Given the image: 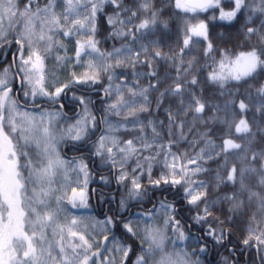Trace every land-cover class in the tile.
Segmentation results:
<instances>
[{"label": "snow or ice", "instance_id": "1", "mask_svg": "<svg viewBox=\"0 0 264 264\" xmlns=\"http://www.w3.org/2000/svg\"><path fill=\"white\" fill-rule=\"evenodd\" d=\"M227 2L233 5L229 10L222 7L224 0H175V8L183 13L185 33L180 56L199 44L200 37L208 39V24L204 20L190 22L201 14L219 10V16L213 15L211 19L228 22L245 10L249 13V20L253 16L257 19L264 17V0ZM106 6L112 7V14L107 16V24L112 28L109 36L124 40L131 38L130 43L119 48L113 46L111 51H101L100 41L95 39L96 20L98 15L105 14ZM159 12L155 0H131L127 6L125 0H0V48L12 44L18 46L12 63L0 68V264H127L132 254H135L133 264H201L198 253L207 251V244L201 241L212 239L220 243L225 238L224 221H218L210 211L215 208V202L208 195L211 185L207 181L193 179L209 171L203 167V162L205 157L215 158L211 153L216 148L220 151L215 156L224 157L223 167L227 176L218 170L215 187L232 185L231 192H225L220 199L231 206L229 211L233 214L241 209L254 208L243 244H255L257 249H264V227H260L264 223V152L253 151L249 158L250 140L242 144L229 138L217 145L208 138V132L201 134L199 141L204 147L186 163L178 161L187 153L177 155L171 151L179 140L185 139L183 128L187 121L182 114L187 117L191 113L196 120L209 107L207 101H202L189 90V86L199 83L198 79L195 76L191 80L184 79L196 65V58L188 61L187 67L179 59L173 85L160 93L162 97L171 94L181 98L175 112L167 110L166 134L174 137L167 145L161 142L164 135L162 121L147 120L145 123L140 119L141 114L149 112V89L158 90L163 81L147 88L139 87L138 81L135 87H129L126 81L113 85L114 75L108 74L124 67L126 62L133 68L137 63L149 66V60L142 61L141 55L169 58L160 51L150 52L143 43L139 44L140 51H133V45L146 38V30L157 25ZM144 13L148 16L139 24H133V20ZM245 35L257 37L256 44L234 58L225 50L218 62V70L209 73L208 79L223 86L233 80L246 82L247 79H255L258 70L264 71V20L259 27H246ZM61 36H87V39L76 41L74 59L75 66L86 67L89 71L79 77L75 72L71 73V79L66 83L61 82L57 72L65 69L73 57L58 54L66 52L65 45L57 39ZM212 51L213 45L209 42L204 55L210 56ZM85 57L89 59L85 60ZM51 59L55 60V65L49 68L45 61ZM171 59L176 62L178 57L173 55ZM212 59L215 62V58ZM106 74L108 86L105 94L108 97L115 95L117 99L105 109L101 122L106 127L96 141L95 155L106 157L114 167L119 164L117 183L125 186L128 202L141 201L147 196V186L141 184L145 177L153 189L181 186L188 205L197 209L191 217L193 223L203 225L211 218L217 224V227L209 226L204 230V237L197 241L200 244L198 248L189 250L190 246H182L192 234L190 231L185 233V225L177 219L178 209L166 199L157 201L147 212L130 213L127 218L105 216L94 223H83L76 218L68 220L67 224L59 222L62 218L67 219L65 214L69 205L72 208L87 206L85 189L90 173L82 158L79 161L75 157L63 158L58 145L67 138L77 142L86 140L95 128L96 117L88 109L90 101L80 97L78 101L83 105L82 113L78 114L80 118L63 127L61 121L67 120L63 105L49 110L37 107L35 102L43 98L56 104L73 86L97 84ZM149 75L156 77L154 71ZM257 95L261 101L258 110L264 112V85L257 89ZM29 102L32 107H28ZM238 107L243 113L249 105L240 100ZM235 115L232 113L231 122L225 118L224 122L229 126L225 135H232ZM112 117L119 119L113 121ZM128 125L132 126L131 129ZM173 128L179 132L174 133ZM121 129L125 133L135 131L139 135L122 140L115 135ZM235 133L251 136L247 119L242 117L235 122ZM230 153L241 161L240 167L233 165L227 169ZM160 157H163V170L158 178L153 179V167ZM130 161L135 167H131ZM72 176L76 179L73 180ZM250 176L257 177L255 184L249 181ZM101 179L106 180L105 177ZM73 184L76 187H72ZM70 187L72 195L69 197L67 189ZM201 204L204 205L202 209ZM120 208L127 210L125 198H121ZM81 225L83 230H80ZM114 228L123 229L121 238L116 236ZM92 233L103 235V241L95 240ZM123 236L137 241L138 253Z\"/></svg>", "mask_w": 264, "mask_h": 264}, {"label": "trees", "instance_id": "2", "mask_svg": "<svg viewBox=\"0 0 264 264\" xmlns=\"http://www.w3.org/2000/svg\"><path fill=\"white\" fill-rule=\"evenodd\" d=\"M130 3L131 0H125L126 6ZM223 4H225L228 9L233 7V5L228 3L227 0H224ZM155 5L156 8L160 10L157 25L150 30H146V38L138 40L136 46H133L136 51H140L139 44L143 43L149 47L150 52L160 51L168 55V59L152 57L151 55L147 57L141 55L140 59L142 61L148 59L149 64L152 62V64L156 67L154 71L156 73V77L153 79V83L157 84V81H163V83L158 85L160 88L159 90L163 92L166 88L173 85V78L177 75L176 66L178 65L179 59H182L184 61V67H187L188 61L195 57L197 63L192 69H190L189 74L184 76V79L191 80L192 77L195 76L199 83L195 86H189V90L198 93L197 96L200 97L202 101H207L209 104V107H206L205 109V116L203 117L209 118V125L211 124L212 127L208 138L212 139L214 144L219 145L223 143V139H226L225 136H227L225 133L228 132L227 129L229 128L228 124L225 123L224 120L226 118L231 122V118L233 117L232 113L236 114L235 118L237 120L242 118L243 113L240 112L238 106L239 101L244 100L245 103L249 105L247 110L252 134L251 136L246 134L243 136L242 134L243 137L241 136V139L238 138L239 142L246 144L249 140L251 141V151L248 152L249 158L251 157L253 151L257 153L264 152V112L258 110L261 107V101L260 97L257 95V85H255L256 78L247 79L246 82L243 80L239 82L233 80L227 82L223 86L208 79L210 73L209 71H213L218 67V62L225 50L230 57L234 58L238 52L242 50L248 51L256 44L257 37L253 36L248 38L245 35L246 27H259L262 20H264V17L257 19L256 16H253L252 20H249V13L245 10L242 14H238V17L235 20L228 22L221 21L219 19H211L213 15L217 17L219 16V10L201 14L196 19L190 20V22L197 23L199 20H204L208 24V39L204 40L203 37H200V43L194 48H192L190 43V48H192V50H186L184 54L180 56V49L184 47L183 40L185 39L182 22L183 13L181 10L175 8V0H155ZM147 16V13L141 14L140 18L136 19V21H140ZM252 21H255V23ZM104 39V44L106 43V45H108V49L120 43L117 38H109L107 36L105 38L104 35ZM152 41H155L156 43L153 44L151 43ZM209 42L213 45V51L210 56H205L204 52ZM7 47L8 45H5L0 48V54L6 50ZM173 55L178 57L176 62L171 59ZM213 57L215 58V62L212 59ZM214 65L216 66L214 67ZM3 66L4 65L0 63V68H3ZM147 67L148 66L137 63L133 68L126 62L124 67L115 69V71L120 74L119 77L118 75L116 76L114 81L119 84L127 79L126 82L130 83V79L132 80L131 84L134 85L133 82H137L138 77L140 76V78L144 77V80L142 81L148 84L146 75ZM134 73H140L141 75L137 76L134 75ZM140 81L141 80L138 82ZM139 85L141 86L142 84L139 83ZM180 99V97L167 94L164 95V104H176V106L179 107ZM217 108L219 110H217ZM194 132L196 134L194 135L195 151L198 153L200 148L204 147V145L199 143L201 139L199 130L195 128ZM231 132L233 133L232 129ZM219 151L220 149L216 148L215 151L211 153L215 158L208 159V161L204 162L206 166L203 165V167L209 169V171L207 173H201L199 180L207 181L209 185H211L208 189V195L209 199L215 202V208L210 209V211L212 212L213 217H216V215L219 214L217 216L218 221H224V235L226 230L229 229L231 231L229 236L230 240L234 241L236 239L244 245L243 240L248 235V220L250 219L254 208H249L246 211L241 209L239 212L233 214L229 211L231 206L227 202L221 201L220 197L223 196L225 192H231L232 185L228 184L225 186L222 184L219 188L215 187L217 182L216 173L218 170L221 172V175L225 177L227 176V171H225L223 167L224 157L215 156V153ZM228 160V170H230L233 165H236L237 167H240L241 165V161L231 153L228 155ZM254 166L259 167V164H255ZM256 179L257 177L254 176L249 177V181L253 184H255ZM177 196L179 199H181L182 196L185 197L182 193H180L179 187H177ZM220 208L223 209L221 212L218 210ZM88 212L94 213V210ZM190 213L193 215L196 214L194 211H190ZM183 217L185 218L184 215ZM229 217H231V219H229ZM257 219L259 220L260 218L257 217ZM253 227H256V225L253 224ZM260 227H264V223H262ZM198 230L204 232L205 227ZM258 230L259 229H257V231ZM115 234L118 238H121L123 234L122 228L116 229ZM123 239L133 246L136 253L139 252V248L136 247V240L130 236H123ZM211 243L213 244V242ZM251 251L253 256H249L247 258V264H264V250L258 249L256 252L253 249ZM134 255L135 254L131 255V259L127 262V264H133L132 259Z\"/></svg>", "mask_w": 264, "mask_h": 264}, {"label": "rangeland", "instance_id": "3", "mask_svg": "<svg viewBox=\"0 0 264 264\" xmlns=\"http://www.w3.org/2000/svg\"><path fill=\"white\" fill-rule=\"evenodd\" d=\"M225 6V7H224ZM222 7H224L225 10H229L228 7H226L225 4H222ZM112 14V7H108L106 6V12L103 15H98L97 20H96V24H97V35L95 37V39L100 41V44L98 45L99 48L101 49V51H111L113 47H111L110 49H108V45H106L105 39H104V35L105 38L106 36L110 38L109 33L112 31V28L107 24V16ZM123 18V17H121ZM140 21H136V19L133 20V24H138ZM129 28L132 27V25H128ZM139 35V34H138ZM112 38V37H111ZM57 39L60 40L61 43H63L65 45L66 48V52L65 51H60L58 54L63 56V55H68L69 57H73V59L71 61H69L68 66L63 69L62 71L57 72V75L60 77L61 82L62 83H66L69 79H71V73L75 72L76 75L79 77L82 74H84L85 72H88L89 69H87L86 67H77L75 66V51H76V41L79 40H83V39H87V36H72V37H57ZM119 39V46L116 44L115 47L119 48L121 47L123 44L125 43H130V39L128 40H124V39ZM134 47L136 46L133 45ZM138 49V48H137ZM133 51L136 52L135 48H133ZM242 51H247V50H242ZM240 51V52H242ZM240 52H238L237 54H239ZM4 54V51L0 54V56L2 57V55ZM25 55H27V53H25ZM0 57V58H1ZM89 59L88 57H85V60ZM12 62L9 60L8 62H6L5 64H3L5 66H7L8 64H11ZM45 64L47 67L51 68L55 65V60L51 59V60H46ZM216 65H214L215 67ZM156 67L155 65L152 64V62H150L149 66L147 67V71H146V75H147V82L148 84L144 83L142 80H144V77L140 78V76L138 77V81L141 80L139 83H141L142 87L139 85V87L141 88H147L150 84H154L153 83V77L151 75H149V73L155 71ZM216 70H218V67L215 68ZM210 73L212 71H209ZM108 74H113L114 75V79L112 81L113 85H116L117 83L114 81L116 76L119 74L118 72H116L114 70L113 72H110ZM256 81H255V85H257V89L260 88L261 85H264V71H259L256 73ZM127 79H125L126 81ZM130 83H127L129 87H135L136 82H133L134 85L131 84L132 80H130ZM238 82V81H237ZM120 84V83H119ZM59 86V85H58ZM108 86V80H107V74L103 75L99 81V83L94 84V85H75L73 86L70 90L67 91L69 97L72 99L73 102H79L78 98L80 97H84L86 99V101H90V103H88V109L90 110L91 114L93 116L96 117V124H95V128L92 130V132H90L89 136L87 137L86 140L84 141H72L70 138H67L64 142H61L58 145V149L61 153V156L65 159H69L67 157L64 156V149L67 148V150H73L72 152H75V150H77V147H73L72 145L70 147H66V145L69 144H75V145H81V144H86L87 142L91 141V149L93 150V154H95V150H96V141L98 140V138L100 137V134L102 133V129L99 133V135L97 136L100 127H102L101 125L103 124V130L105 129L106 125L104 123H100L101 118L104 117L105 115V109L107 108V106L113 102H115V100L117 99V97L115 95L108 97L106 96V100L104 102L99 101L97 103V111L98 116L100 118V121L98 119L97 114L95 113V111L92 108V100L90 99L91 97H87V96H83L80 93L77 92L76 87L78 88H87L90 90L93 89H98L100 91H103L105 93V88ZM160 88L158 87V90H152L149 89L147 95L149 97V103L147 105V107L149 108V112L148 113H143L140 116V119L143 120L145 123H147V120H152L154 122H163L164 123V135H163V139H162V143H164L165 145H167L169 139H173L174 137H169L166 133L168 131V109H171L173 112H175L179 107L176 106V104H164V96L162 97L160 95L161 90H159ZM191 91V90H190ZM164 92V91H163ZM196 93V92H195ZM125 95H127V93H125ZM196 95H198V93H196ZM63 96V94H62ZM62 96L59 98L61 99ZM201 96V95H199ZM58 99V100H59ZM159 102V103H158ZM37 104L39 103H48V104H52L49 103L46 99H37L36 102ZM180 106V105H179ZM205 115L204 113L200 114L199 119L194 120L193 119V114H189L187 117H183L182 114V118L186 119L187 123L185 124L184 128H183V133L185 136V139L183 140H179L175 147L171 149V151L173 153H176L177 155L181 154V153H187L186 157H182L178 163L180 164H184L187 162V159L194 157L196 155V151H195V140H194V135L195 132V128H197L200 132V134H203L204 132H208L210 133V131L212 130L211 124L209 125L210 121L208 120L209 118H203ZM209 117V116H208ZM80 117H73V118H67V120H62L61 121V125L63 127H67L69 124L74 123L77 119H79ZM243 118L247 119L249 126L251 128L250 125V120L248 118V110L243 112ZM113 121L119 119V117H112L111 118ZM233 121V117L231 118ZM239 120H237L235 118V122H238ZM235 122L232 123V127L231 129L233 130V133L231 136H225L226 139H233L235 142L240 143L239 139H241L242 134H237L234 133V129H235ZM91 121L89 122L90 127H91ZM199 125V126H198ZM195 126V127H194ZM131 125H128V128L131 129ZM228 130V129H227ZM150 131V129H149ZM172 131L174 133H178L179 129L173 128ZM103 134V133H102ZM101 134V135H102ZM115 135H118L120 137V139L122 140H127V139H132L134 136L139 135L138 132L135 131H131L128 133H125L123 129L120 130L119 133H116ZM245 134H243L244 136ZM247 135V134H246ZM97 136V137H96ZM242 136V137H243ZM239 138V139H238ZM223 142V141H222ZM111 146V145H109ZM144 155H148V153H144ZM97 156V155H96ZM97 161H98V165L102 168H108L110 166H112L111 161H109L106 157H101V156H97ZM116 159L119 161L120 157L117 156ZM78 161L80 160L77 159ZM83 160L87 163L88 165V171L90 173V179H89V183L87 185V188L85 189V191L88 194V199H87V206H81V207H77V208H72L69 205V211L65 214L67 216V219L62 218L59 222L62 224H67L68 220L72 219V218H76L78 220L83 221V223H89L92 222L94 223L95 220H102L105 218V216L103 217H99L96 216L92 213H87V211H91L93 210L95 205H99L98 209H104L105 205H106V201L110 200V201H115L116 205H117V212L120 213H125L127 210H122L120 208V200L121 198H125L126 201V206L127 208L129 207V205H131L133 202H137V201H131L128 202L126 197H127V192L125 189V186L123 184H118L117 183V176L119 175V164H117L115 167L113 166L111 168L112 171L106 173L105 175H100L98 173H96L92 168H91V164L89 162V160L83 158ZM205 161H208V158H205ZM169 163H171V158H169ZM198 163H200L198 161ZM129 164L131 165V167H135V164L132 163L131 161L129 162ZM162 165H163V157H160L158 159V162L154 164L153 167V179H156L159 177L160 172L163 170L162 169ZM203 165L204 162H203ZM206 166V165H205ZM189 167H194L189 165ZM116 171H114V169ZM200 176V175H199ZM199 176L197 177H193V179L199 180ZM101 177H105L106 180H102ZM179 178V177H176ZM72 179L75 180L76 177L72 176ZM82 179V177H81ZM141 184L144 186H147V196L144 197L145 200H148V195L149 192L153 189L151 186H149L148 184V179L147 177H145L143 180H141ZM72 187H76L75 184L72 185ZM72 187L67 189V193L68 196L70 197L72 195ZM98 187L100 189H98ZM177 187L180 188V193H182V195H184V191L183 188L179 185H177ZM104 189H109L111 192L108 193V195L104 192ZM165 189L167 190V188L165 187ZM166 190H162V192H165ZM202 189H198V191H200ZM77 191H79V189L77 188ZM143 199V200H144ZM186 199V208L183 211H179L180 213H182L186 220L189 222L190 224V228H192L193 230H198V229H202L203 227H205V229H207L209 226L211 227H217L216 223H213L212 219L209 218L208 223L203 224V225H196L193 223L191 217L194 216L193 214L190 213V211H194L197 212V209H194L192 207H190L187 203V198ZM65 203H67V201H65ZM218 206V205H217ZM204 207L203 204L200 205V208L202 209ZM73 210V211H71ZM220 212L223 210L222 208L218 209ZM191 214V215H190ZM219 215V214H218ZM216 215V217L218 216ZM109 216V215H108ZM80 230H83V225L80 226ZM115 228L113 229V231L115 232ZM123 230V229H122ZM225 230V228H224ZM89 232H91V229H89ZM108 234V233H105ZM93 237L95 240L98 241H103V235H96L95 233H92ZM110 235V234H108ZM210 244L214 247V251L220 250L222 248V244L223 241H221L220 243H216L214 240L210 239ZM213 242V244L211 243ZM251 246H255V244L251 245ZM250 247V246H248ZM95 250V249H93ZM189 250H191V248H189ZM264 250V249H263ZM107 255V254H106ZM133 261L135 260V255L133 256ZM132 261V262H133ZM201 264H203V262L201 261ZM219 264V263H218ZM228 264V263H227Z\"/></svg>", "mask_w": 264, "mask_h": 264}, {"label": "flooded vegetation", "instance_id": "4", "mask_svg": "<svg viewBox=\"0 0 264 264\" xmlns=\"http://www.w3.org/2000/svg\"><path fill=\"white\" fill-rule=\"evenodd\" d=\"M17 54V51H15V48H13V44L11 46H8L7 49L4 51V54L0 58V62L6 63L9 60L12 62L13 57ZM77 92L80 93L83 96L91 97L92 100V108L95 111V113L98 116L97 111V103L101 100H105V98L101 95L100 90L98 89H87V88H78L76 87ZM68 91V90H67ZM64 93L62 98L59 99L56 104H48V103H36V106L41 109H59V105H63V112L66 114L67 118H73L79 116V113H82L83 105H81L79 102H73L72 99L69 97L68 93ZM28 107H32L31 102H29ZM100 115V114H99ZM98 119L100 121V118L98 116ZM102 121V118H101ZM100 123L102 124V122ZM100 130L97 134L99 135L101 129L103 133V124L101 125ZM101 133V134H102ZM100 134V136H101ZM96 136V137H97ZM91 141L87 142L86 144L81 145H75V144H69L66 145V147H70L71 145L73 147H77V150L75 152H72L73 150H67V148L64 149V156L71 159L73 157L77 159H87L89 160L91 164V168L98 174L105 175L106 173L112 171L111 168L113 166H110L108 168H102L97 163V156L93 154V150L91 149ZM114 171L115 168H113ZM167 190L165 192H162L161 189H152L149 192L148 200H141L137 202H133L129 207L127 208V211L125 213H118L116 208V202L115 201H106V205L104 209H98V205L94 206V215L103 217V216H114L116 218H127L130 213H136V212H147L149 209L153 207V205L157 204V201L166 199L167 202L172 203L176 206L178 209V215L177 219H180L181 223L185 225V233L187 234L189 231L191 232V238L183 243V247H189L191 249L198 248L200 244L197 243L198 240H201L202 237H204L205 233L201 232L200 230H193L190 228L189 222L183 217L182 213L179 211H183L186 208V199L182 196L181 199L177 196V186L174 187H167ZM98 189H100L98 187ZM104 192L108 195L111 191L109 189H104ZM88 213V212H87ZM230 235H226L223 239L222 248L220 250L214 251V247L210 244L209 239L202 240V244H207V251L206 253L199 254L200 260L203 262V264H225V259L227 258L228 264H247V258L249 256H253L251 250L257 249L253 246H243L240 241L230 240Z\"/></svg>", "mask_w": 264, "mask_h": 264}, {"label": "water", "instance_id": "5", "mask_svg": "<svg viewBox=\"0 0 264 264\" xmlns=\"http://www.w3.org/2000/svg\"><path fill=\"white\" fill-rule=\"evenodd\" d=\"M229 232H230V230L227 231V233H229ZM254 247L256 248V246H254Z\"/></svg>", "mask_w": 264, "mask_h": 264}]
</instances>
